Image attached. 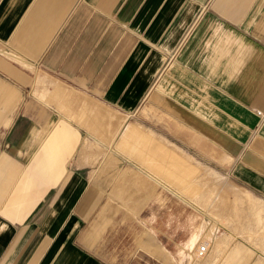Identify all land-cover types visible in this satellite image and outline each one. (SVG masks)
<instances>
[{
	"label": "crops",
	"instance_id": "1",
	"mask_svg": "<svg viewBox=\"0 0 264 264\" xmlns=\"http://www.w3.org/2000/svg\"><path fill=\"white\" fill-rule=\"evenodd\" d=\"M146 99L264 198V0H0V264H128L121 188L155 185L112 147L193 170L132 120ZM202 230L177 261L221 244Z\"/></svg>",
	"mask_w": 264,
	"mask_h": 264
},
{
	"label": "rangeland",
	"instance_id": "2",
	"mask_svg": "<svg viewBox=\"0 0 264 264\" xmlns=\"http://www.w3.org/2000/svg\"><path fill=\"white\" fill-rule=\"evenodd\" d=\"M163 111L164 107L155 104V100L146 99L132 120L192 155L188 163L193 170L180 171L172 159L145 147L133 153L137 158L128 150L112 147L115 163L109 166L115 173L129 169L141 175L142 181L155 185L148 196L137 185L126 183L121 188L125 192V197H120L126 210L125 257L131 259L127 263L264 264V198L237 177L229 156V163L222 161L224 151L218 158L213 152L199 154L196 148L189 147L181 135L166 127ZM152 177L166 188L155 184ZM201 222L203 233L211 232L214 241L218 238L221 244L214 246L210 242L208 255L194 262L197 246L204 242L202 239L207 240L200 237L196 248H184L187 255L177 261V245L186 240L193 224ZM132 225L134 228H130Z\"/></svg>",
	"mask_w": 264,
	"mask_h": 264
},
{
	"label": "built area",
	"instance_id": "3",
	"mask_svg": "<svg viewBox=\"0 0 264 264\" xmlns=\"http://www.w3.org/2000/svg\"><path fill=\"white\" fill-rule=\"evenodd\" d=\"M258 114L264 119V112L258 111ZM208 250H209V244L206 242H201L195 250L194 257L203 258L205 257Z\"/></svg>",
	"mask_w": 264,
	"mask_h": 264
},
{
	"label": "bare ground",
	"instance_id": "4",
	"mask_svg": "<svg viewBox=\"0 0 264 264\" xmlns=\"http://www.w3.org/2000/svg\"><path fill=\"white\" fill-rule=\"evenodd\" d=\"M207 254V253H206ZM206 256V255H205ZM204 258V257H203ZM203 258H196L197 260H199V259H203Z\"/></svg>",
	"mask_w": 264,
	"mask_h": 264
}]
</instances>
